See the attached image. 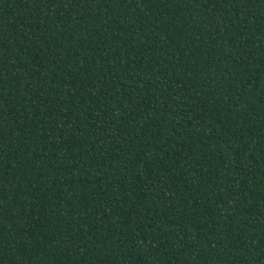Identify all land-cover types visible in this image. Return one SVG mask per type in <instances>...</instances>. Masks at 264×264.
<instances>
[{
  "label": "trees",
  "instance_id": "1",
  "mask_svg": "<svg viewBox=\"0 0 264 264\" xmlns=\"http://www.w3.org/2000/svg\"><path fill=\"white\" fill-rule=\"evenodd\" d=\"M0 264H264V0H0Z\"/></svg>",
  "mask_w": 264,
  "mask_h": 264
}]
</instances>
